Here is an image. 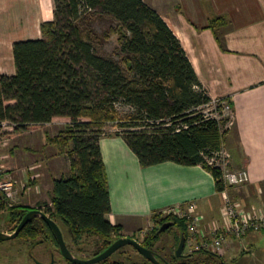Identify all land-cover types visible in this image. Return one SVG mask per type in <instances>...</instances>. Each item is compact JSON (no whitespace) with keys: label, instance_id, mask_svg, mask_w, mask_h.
<instances>
[{"label":"trees","instance_id":"1","mask_svg":"<svg viewBox=\"0 0 264 264\" xmlns=\"http://www.w3.org/2000/svg\"><path fill=\"white\" fill-rule=\"evenodd\" d=\"M53 5V19L41 25V39L13 44L16 73L0 75V125L11 123L15 132L56 121L68 125L51 142L63 150L68 147L72 173L54 179L51 205L36 209L66 229L70 252L92 258L124 237L121 225L106 220L111 213L110 192L99 147L105 123L121 117L122 131L116 135L142 167L165 162L201 166L220 193L225 188L222 171L211 160L223 150L229 120L211 116L212 100L180 41L143 0H53ZM96 19L115 23L116 57L98 51L110 34L100 39L91 28ZM219 21L210 18V27ZM215 108L222 112L220 106ZM33 209L0 204L13 232ZM153 222L143 238H130L154 251L166 233H159L160 227L171 222L167 230L178 231L172 251L175 262L220 264L215 258L221 257L204 252L175 256L181 235L187 237L185 220L156 213ZM16 239L26 243L30 253L41 245L59 248L42 218L29 221ZM132 264L151 263L143 259Z\"/></svg>","mask_w":264,"mask_h":264},{"label":"crops","instance_id":"2","mask_svg":"<svg viewBox=\"0 0 264 264\" xmlns=\"http://www.w3.org/2000/svg\"><path fill=\"white\" fill-rule=\"evenodd\" d=\"M143 1L178 38L211 100L228 101L233 121L226 128L223 140V150L230 154L228 168L246 169L250 177L246 185L230 188L229 193L245 209L261 207L264 204V0ZM52 2L0 0V75L16 73L14 42L42 38L41 25L53 19ZM210 18H220L219 24L211 28ZM99 147L110 192L111 213L106 215V220L121 225L124 237H134L145 227H151L154 214L163 215L168 207H186L190 202L196 204L203 217L204 229L221 220L222 196L216 191L212 175L201 166L165 162L142 167L116 134L102 135ZM35 161H32L34 169ZM6 163L13 177L18 163ZM20 166L26 170L31 163L22 162ZM33 171L29 191L41 198L40 179H36L41 175ZM25 173L20 172V179H26ZM14 186L20 191V202L23 201L25 188L22 191ZM262 236L264 233L249 235L246 246L256 244ZM250 238L257 240L253 242ZM239 249L233 244L226 255L232 257Z\"/></svg>","mask_w":264,"mask_h":264},{"label":"rangeland","instance_id":"3","mask_svg":"<svg viewBox=\"0 0 264 264\" xmlns=\"http://www.w3.org/2000/svg\"><path fill=\"white\" fill-rule=\"evenodd\" d=\"M91 28L94 29L98 36H100V39L103 38V35L105 36L106 34H110V38L108 40L105 38L103 39L104 42L99 47L98 51L103 55L116 57L117 49L119 47V36L117 33H112L116 29L115 23L108 19H96ZM208 111L211 112V116L213 117L230 120V112L228 111H225V114L223 112H217L215 106L213 105ZM120 119L121 117L119 116V118H114L107 121L101 132L104 135H112L122 131L118 126ZM67 127L68 125L66 123L56 121L45 125L33 126L28 131L15 132L14 126L12 127L9 123H7L6 126H2L0 128L1 159L4 161L5 165L7 164L6 161H11L16 163V165L18 163L19 166L17 167V171L14 173L13 177L10 173L12 171L8 170V174L10 173L8 175V179L12 182L15 181L14 185L21 187L20 190L22 189L23 191L25 188L26 194L23 196V201L21 200V202L17 205L28 206L35 209L38 206L43 207L45 204L51 205L53 180L57 178H66L71 175V156L66 150L68 147H65L63 150L61 149L62 145L51 142V139H55ZM65 136L66 135L63 137ZM32 149L36 150L34 151L35 153H32ZM32 159H35L36 161ZM32 161H35L36 169L32 168ZM22 162L29 164L31 163L30 168L28 167L25 170L23 166H20ZM219 164H221V162ZM6 167L10 169L8 165H6ZM22 168L25 170V172H27L26 179H20L19 177L20 172L26 174ZM32 169L41 175L39 178L36 176V179H40L39 183L41 198L35 197L32 194V190L29 191V188H32ZM153 225L154 223L151 224V227ZM60 227L62 229V234L66 245L71 246L70 237L66 229L61 224ZM151 227H145L142 229V231L138 232L136 238L139 240L141 237L143 238L144 236H142L141 233L145 230H150ZM0 231L8 234L13 232V227L8 223V216L4 211L0 213ZM177 235L178 231L176 228L166 230V233H164L162 236V240L158 244V247L161 249L164 248V252H171L175 246L174 237ZM250 240L256 242L257 239L250 238ZM248 242L249 241L246 239L247 245ZM235 245L236 248L239 249V245ZM123 248L124 249H122L121 253L118 254L119 256L115 254L110 259L113 261L115 259L129 258L131 261H143L141 256L138 255L131 246H125ZM48 249L49 248H46L44 245H41L34 248L32 253H30V249H28L27 244L23 241L17 240L16 238L10 241H3L0 242V264H50L52 258L54 259L53 264H67L62 260L60 254L57 251L52 252L51 255ZM245 249H247V251H243L242 248L239 249V252L243 251L245 254L241 255L239 253L238 256L230 259L231 256H227L226 253L223 258L225 261H230V264H264V236L260 237L256 244L246 246ZM30 254L32 257L29 256ZM75 254V256L82 259L88 256L87 253L84 254L75 252Z\"/></svg>","mask_w":264,"mask_h":264},{"label":"built area","instance_id":"4","mask_svg":"<svg viewBox=\"0 0 264 264\" xmlns=\"http://www.w3.org/2000/svg\"><path fill=\"white\" fill-rule=\"evenodd\" d=\"M211 104L215 107L220 106L224 114L225 111L229 112V103L226 100L216 99ZM229 119L227 128L233 124L231 115ZM7 123H1L0 128L6 126ZM9 124L13 127L11 123ZM1 158L0 154V204L11 208L20 203V191L8 179L9 169ZM215 158L211 160V163L214 162L221 169L222 180L225 184L224 190L220 192L222 196L221 220L213 222L207 229H204L203 217L198 213L194 202L188 203L186 207L181 205L168 207L162 213L165 216H175L186 221L185 254L204 252L223 257L233 244H238L239 248L245 249L249 235L264 232V204L261 207L253 206L245 209L229 193L230 188L244 186L250 181L248 171L246 169L231 171L228 168L230 154L227 151L222 150L216 153ZM150 230L143 231L142 236L148 234Z\"/></svg>","mask_w":264,"mask_h":264},{"label":"water","instance_id":"5","mask_svg":"<svg viewBox=\"0 0 264 264\" xmlns=\"http://www.w3.org/2000/svg\"><path fill=\"white\" fill-rule=\"evenodd\" d=\"M35 218H42L48 223V225L51 227V229H52V231L56 237V240H57V243L59 246V251H60L62 257L71 264H98V263L106 260L107 258H109L114 252H116L117 250H119L120 248H123L125 246L134 247L140 254H142L152 264H161L158 257L156 256V254L153 251L144 248L139 242H137L136 240H134L130 237H122V238L114 241L108 247V249H106L103 253H101L98 256L88 258V259L79 258L69 251V249L65 243V240L63 238L62 231L59 228V226L53 220H51L40 209L30 210L24 216V218L22 220H20L16 230L14 232H12L11 234L0 231V242L7 241V240L10 241V240L15 239L17 237L18 233H20L23 230V228L26 226V224ZM171 226H172L171 222L163 224L159 229V233L165 232ZM184 245H185V236H184V234H182L181 238H180L179 245L176 249V257H183L184 256L183 255ZM37 264H39V263H37ZM50 264H53V262H51Z\"/></svg>","mask_w":264,"mask_h":264},{"label":"flooded vegetation","instance_id":"6","mask_svg":"<svg viewBox=\"0 0 264 264\" xmlns=\"http://www.w3.org/2000/svg\"><path fill=\"white\" fill-rule=\"evenodd\" d=\"M176 237V236H175ZM175 237H174V242H175ZM133 239V238H132ZM132 247V246H131ZM134 247H132V249H133ZM122 249H124V248H120L119 250H117L116 252H114L109 258H107L106 260H108L109 262L108 263H110V264H132V261L129 259V258H126V259H115V260H111L110 258L113 256V255H115V254H117V256H119L118 254L119 253H121V251H122ZM135 249V248H134ZM133 249V250H134ZM49 250V253L52 255V252H54V251H57L59 254H60V257L62 258V260L63 261H65L67 264H71V263H69L68 261H66L63 257H62V255H61V253H60V251H59V248L58 249H51V248H49L48 249ZM243 251H247V249H242ZM138 255H140L141 256V258H142V260L143 259H145V260H147L142 254H140L136 249L134 250ZM173 251V249L171 250V252H164V248H157V249H154V253L156 254V256L158 257V259H159V261H160V263L161 264H182V263H180V262H175L174 261V258L172 257V254L174 253V252H172ZM174 251H175V256H176V250L174 249ZM238 252V253H236L234 256H232V257H230V259L231 258H234L235 256H238V254L240 253L241 255L242 254H245L244 252ZM72 253V252H71ZM74 254V253H73ZM74 255H76V254H74ZM183 257H186V256H190L191 254H185L184 253V250H183ZM32 257V256H31ZM183 257H177L178 259H180V258H183ZM33 259V258H32ZM84 259H88V256L86 257V258H84ZM187 258H184V261H187L186 260ZM106 260H104V261H106ZM215 260H217V261H220V264H230V261H225L224 260V258L223 257H221L220 259L219 258H215ZM33 261H34V259H33ZM51 261L52 262H54V259L52 258L51 259ZM51 261H50V263H51ZM148 261V260H147ZM103 262V261H102ZM128 262V263H127ZM149 262V261H148ZM101 263V262H100ZM100 263H98V264H100ZM149 263H151V262H149ZM187 263V262H186ZM186 263H183V264H186ZM152 264V263H151Z\"/></svg>","mask_w":264,"mask_h":264}]
</instances>
